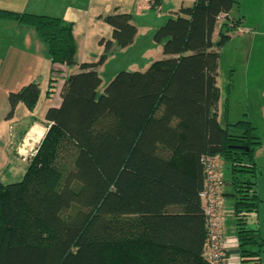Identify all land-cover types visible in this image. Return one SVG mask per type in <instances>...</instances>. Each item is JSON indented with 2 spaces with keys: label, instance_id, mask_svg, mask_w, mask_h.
Here are the masks:
<instances>
[{
  "label": "trees",
  "instance_id": "obj_1",
  "mask_svg": "<svg viewBox=\"0 0 264 264\" xmlns=\"http://www.w3.org/2000/svg\"><path fill=\"white\" fill-rule=\"evenodd\" d=\"M234 8L235 0L181 8L152 35L165 59L144 72H118L102 93L97 69L134 42L130 15L103 17L111 36L99 40L97 62L62 77L61 68L76 65L73 24L0 9V21L36 32L49 74L64 79L60 105L45 112L49 127L22 178L0 182V264H207L204 156L229 166L238 264L262 263L254 161L261 142L249 121H227L229 85L218 114L216 50L240 24L227 18ZM51 76L46 96L57 81ZM39 93L33 83L9 93L7 118L19 104L31 112Z\"/></svg>",
  "mask_w": 264,
  "mask_h": 264
},
{
  "label": "crops",
  "instance_id": "obj_2",
  "mask_svg": "<svg viewBox=\"0 0 264 264\" xmlns=\"http://www.w3.org/2000/svg\"><path fill=\"white\" fill-rule=\"evenodd\" d=\"M160 1H161L160 5L152 7L153 4L152 0H0V9L16 12V13L44 15L51 18H58L73 24L72 34L77 45L76 65L71 66L69 68L67 67L61 68L63 74L62 77L77 74L79 64L97 62L98 60L97 58L101 56L103 51L102 47L99 46L98 44L99 40L105 39L104 36L105 32L111 35L110 28L102 22L103 17H105L106 15H110L112 13H124L130 15L131 24L134 25L136 28V36L134 42L130 47L123 50H116L112 55H110L107 58L106 62L97 69L98 75L100 76L103 67L107 64L108 60L114 57V55L119 57L124 56L131 49L134 48L139 38H144L148 33H150L151 31L153 32L152 28L150 27L139 28L136 24H134L133 21L134 17H141L145 13L151 11H154L157 14V12L158 13L161 12L163 5L172 6V10H170L169 13L175 15L181 8L190 7L194 2V0H160ZM235 1L237 3V8L239 9L240 4L237 0ZM231 11L227 15V18L230 21L232 20L230 17ZM5 23L6 25H2V26H5L7 29H9L10 32H13L12 34L13 36L16 34L20 35V38L22 39L21 43L23 45V49L24 50L26 49L27 52H29L26 57V59L28 60V65H30V67L31 65L33 66L34 65L33 60H37L41 53L39 50V47H41V41H40L41 39H38L39 38L38 35H33L30 29H26L22 25L13 23L12 21H6ZM243 23L244 20H240V24L237 27L238 31H240V28L243 25ZM141 29H144L146 32L144 36L141 35L139 32ZM217 31L218 29L216 26L213 38L217 37ZM102 33H104V35ZM94 40L97 43V46L95 47V51H96L95 53L89 51V45ZM158 48L159 47L157 45H152V43H150L149 46L139 54L138 58L131 59L130 61L126 62L125 69L133 72L138 70L144 71L149 67L151 63L165 59V57L162 56V54L159 55ZM44 49H46V47H44ZM26 50L24 51V53L26 52ZM13 60H14L13 63L20 64L22 62H25V57L19 55L18 53V55H15ZM46 60H48V63L46 61L45 65L42 67V71H40L37 77L36 76L35 78L29 77L32 74L31 72L33 70H36V67L33 66L31 67L32 69L26 73V75L27 74L29 75L27 76V78L21 77L20 80H18L17 82L12 84L9 88L5 90L6 91L5 93L8 95L11 91L16 92L18 89H21L24 85L28 83L29 84L33 83L38 86L40 93L37 104L31 112H29L22 104H19L15 108L12 117L11 118L6 117L7 121L5 122L6 124H8L7 126L8 134L7 136H5L3 143V145L5 146L4 149L5 163L2 164L1 166L2 168L0 169V171L1 170L3 171L9 165H12L9 168V172H11V170L15 172L16 169H19L22 161L28 162L29 159H31L34 156L41 140L43 139L45 133L47 132V128L49 127V124L44 120L45 112L50 108H57L60 105L61 102L60 95H61L64 79L60 76L56 78L49 74L51 65L49 58ZM3 62L4 60H2V63ZM50 76L57 79V81L54 84V88L50 90L49 94L46 96L45 94L47 91L46 84ZM113 77L114 76L108 78L109 81ZM105 86L106 84L103 85V81L101 79V86L99 88L100 93H102ZM221 105L222 103H220L219 101L218 114L220 115H221L220 113ZM227 121L231 124L235 123L230 120L229 112L227 115ZM229 180L224 181L221 178L222 186L220 189V193H221L220 220H221V228L224 238L232 242L231 243L232 245L230 246L229 250L235 251L237 245L235 244L236 237H235L234 225H233V229L232 230L230 229V231L232 232H227L228 231L227 223L231 222L230 224H232L233 222V212H232L233 200L230 196L232 192L229 185L230 183ZM260 188H261V183L257 179L256 190L259 197L263 195L262 194L263 192ZM227 199L228 200L231 199L232 202H227L228 201ZM257 218H259V212ZM259 234L260 237L264 240V236H262L260 230H259ZM235 255L236 254L234 252H230L228 254L230 260L232 259V264H238L236 260L233 261V258L236 257Z\"/></svg>",
  "mask_w": 264,
  "mask_h": 264
},
{
  "label": "rangeland",
  "instance_id": "obj_3",
  "mask_svg": "<svg viewBox=\"0 0 264 264\" xmlns=\"http://www.w3.org/2000/svg\"><path fill=\"white\" fill-rule=\"evenodd\" d=\"M237 1L240 7L239 9L234 8L231 11L230 17L232 20L241 18L239 20H244V23L240 31L236 29L230 34V39L225 45L216 50L219 54L216 82L219 89V101L222 104L226 97L225 88L228 85L230 87L229 94L227 95L230 120L233 122L238 120H249L255 129V136H257L261 142L260 148L255 151L254 161L258 166V180L261 183L260 189L263 192V195L259 197L261 203L258 208L259 218H257V223L262 236H264V0ZM170 10H172V6L163 5L161 12H157V14L151 11L145 13L141 17H134V24L139 28L150 27L153 32L151 31L144 38H139L134 48L124 56L119 57L114 55L112 59L108 60L100 75L103 85H107L109 82L108 78L115 76L118 72L128 71L125 69L126 62L138 58L139 54L147 48L150 43L155 45L151 42L154 31L161 27L168 19L174 18V14L169 13ZM5 22L6 21H0V169L2 168V164L5 163V146L3 143L5 136L8 134V124H6L5 121H7L6 117L9 113V108L7 106L8 95L5 93V90L20 80L21 77L27 78L29 75H26V73L29 72L33 66L36 67V70H33L29 77H37L40 71H42V67L45 65L46 61L48 63V60H46L48 59L47 46L40 40L41 47H39V50L41 53L37 60H33L34 65L30 67L26 59L29 52L25 49L26 52L24 53L25 50L23 49L20 35L16 34L13 36V32H10L5 26H2L6 25ZM22 26L26 29H30L33 35H37L31 27ZM139 32L143 36L146 34L144 29H141ZM102 34L104 35V33ZM104 36L105 39H110L111 35L105 32ZM213 41L216 42L217 37H214ZM96 46L97 43L94 40L89 45V51L95 53ZM44 47H46V49H44ZM158 47V53L161 55V47ZM18 53L25 57V62L20 64L13 63V58L15 55H18ZM97 59H99V57ZM2 60H4L3 63ZM138 71L144 72L145 70ZM221 123L223 125L222 121ZM217 162L220 178L224 181H228L230 177L228 164L219 157ZM27 164V161H22L19 169H16L15 172L12 170L9 172V168L12 165H9L3 171L1 170L0 182L3 185L18 182L22 178ZM227 202H232V200L229 199ZM230 223L231 222L227 223V232H232L230 229H233V222L232 224ZM260 257L261 261L264 263V251L261 253Z\"/></svg>",
  "mask_w": 264,
  "mask_h": 264
},
{
  "label": "built area",
  "instance_id": "obj_4",
  "mask_svg": "<svg viewBox=\"0 0 264 264\" xmlns=\"http://www.w3.org/2000/svg\"><path fill=\"white\" fill-rule=\"evenodd\" d=\"M219 20H222V17ZM217 161L218 157L212 156H204L201 159L203 188L199 193V201L205 217L206 228V239L203 244L202 255L207 264H232V259L230 260L228 254L236 250H229L232 242L226 240L222 233L220 220L222 181ZM235 244L237 245V240ZM235 256L233 261L236 260L238 263V256Z\"/></svg>",
  "mask_w": 264,
  "mask_h": 264
},
{
  "label": "bare ground",
  "instance_id": "obj_5",
  "mask_svg": "<svg viewBox=\"0 0 264 264\" xmlns=\"http://www.w3.org/2000/svg\"><path fill=\"white\" fill-rule=\"evenodd\" d=\"M32 135V134H31ZM27 137V136H26ZM33 139V138H32ZM27 140V139H26ZM39 141V140H38ZM24 142H26V141H24ZM35 142H36V140H35ZM28 146V145H27ZM21 148H22V146H21ZM20 149V148H19Z\"/></svg>",
  "mask_w": 264,
  "mask_h": 264
}]
</instances>
